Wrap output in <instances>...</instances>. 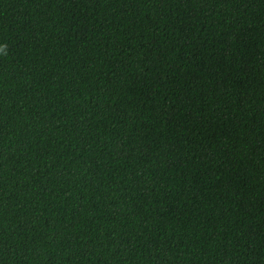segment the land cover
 <instances>
[{"label": "trees", "instance_id": "1", "mask_svg": "<svg viewBox=\"0 0 264 264\" xmlns=\"http://www.w3.org/2000/svg\"><path fill=\"white\" fill-rule=\"evenodd\" d=\"M0 264H264V0H0Z\"/></svg>", "mask_w": 264, "mask_h": 264}, {"label": "clouds", "instance_id": "2", "mask_svg": "<svg viewBox=\"0 0 264 264\" xmlns=\"http://www.w3.org/2000/svg\"><path fill=\"white\" fill-rule=\"evenodd\" d=\"M6 48H7V46L5 44L0 43V56L6 54Z\"/></svg>", "mask_w": 264, "mask_h": 264}]
</instances>
